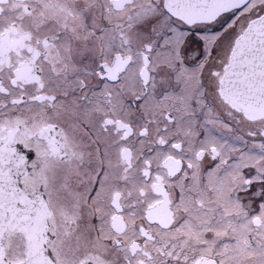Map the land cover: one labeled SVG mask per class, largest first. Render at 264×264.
Instances as JSON below:
<instances>
[{
    "label": "snow or ice",
    "instance_id": "6c2138e0",
    "mask_svg": "<svg viewBox=\"0 0 264 264\" xmlns=\"http://www.w3.org/2000/svg\"><path fill=\"white\" fill-rule=\"evenodd\" d=\"M0 264H264V0H0Z\"/></svg>",
    "mask_w": 264,
    "mask_h": 264
}]
</instances>
